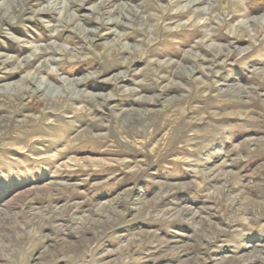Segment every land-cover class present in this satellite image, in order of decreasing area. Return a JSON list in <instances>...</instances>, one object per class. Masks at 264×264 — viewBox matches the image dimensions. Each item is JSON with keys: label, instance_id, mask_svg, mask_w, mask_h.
<instances>
[{"label": "rangeland", "instance_id": "rangeland-1", "mask_svg": "<svg viewBox=\"0 0 264 264\" xmlns=\"http://www.w3.org/2000/svg\"><path fill=\"white\" fill-rule=\"evenodd\" d=\"M73 1L64 33L57 0L3 10L0 61L25 73L54 50L48 85L71 90L0 93V264H264V33L242 32L219 66L210 52L212 76L192 83L176 72L206 27L140 21L171 0ZM122 7L138 17L121 30Z\"/></svg>", "mask_w": 264, "mask_h": 264}, {"label": "bare ground", "instance_id": "bare-ground-1", "mask_svg": "<svg viewBox=\"0 0 264 264\" xmlns=\"http://www.w3.org/2000/svg\"><path fill=\"white\" fill-rule=\"evenodd\" d=\"M228 1L229 4L237 10L231 9V7L228 5L229 8H225L227 9V13L220 14L219 12H216L217 7L214 5L213 0H208L207 2H205V0H171L167 5L161 6L158 9H153L156 10L153 11L154 13L147 14L144 18H141L140 21L146 22L147 20L149 23H151L150 29L152 31L160 30L163 33H166L167 31L171 32V30L169 29L175 27H177L178 30H181L182 28L184 29L185 26H190L192 30H197V32H200V30H198L199 26L204 25L206 27V32L201 33L202 35L200 36L199 34H197L198 38H196L194 44L183 52L182 57L185 60V63L190 64V68H187L186 72H176L179 74H185L186 78L190 82L198 83L199 79L194 77V74H199L201 78H205L207 80L213 74L215 61L210 58V52L215 53L214 56L217 60L216 65L219 66L225 62L224 57L226 56L227 52L233 51L232 44H236L240 41L241 43L243 42V39L239 38L242 32L247 34V41L251 43L253 42V40L258 39L260 33H264V14L260 17H251L244 20V16L246 15V13L242 12V9L240 7L244 0ZM8 2L9 0H5L0 4V22L3 21V10L13 12L14 8H16L15 3L12 4ZM73 2V0H57L56 2L58 6L57 8L59 10L56 15V22L63 28L62 32H66L67 27L70 26V24L73 23V21L77 18L76 14H67L66 12L67 7L73 4ZM174 4L176 5L174 6ZM50 7L53 8L52 5ZM81 10L82 8L78 7L76 9V12H79ZM251 13L252 11L250 12V15ZM117 14L119 15V20H111L112 22L110 23L116 25L119 28L122 27L121 30L123 28L128 29L129 27H131L132 23L135 21L134 18L138 17L137 10L128 9L127 7H122ZM227 23H230V25L227 26ZM97 33L95 35L100 36ZM109 35H113V33H109ZM223 37L225 39H223ZM129 38L130 35L128 32L114 34L112 44H114V41L117 42L118 40L124 39L128 40ZM112 48L109 47L108 50ZM3 50L8 49L3 48ZM55 52L56 51L54 50H50L45 53L46 59H42L43 57L40 58L41 60L38 59L40 60L39 65L25 73H23L21 69L26 66V61L23 62L22 60L20 62H23L22 65H18L17 62L14 61V59L0 61V70H2L6 65L14 66L13 70L4 72L2 71V73L0 74V79L2 81L12 77H18V83L10 86L0 87V93H12L14 91H18L20 92V94H24L27 93L28 89H31V91L37 92L44 91L43 95L46 100L48 99L49 95L59 96L61 99H64V97L67 96V93L71 90L70 84H68L67 82H62L57 88L50 87L48 85V82L55 76V72L51 69L44 68V64H46L47 62H53V59L50 57V55L54 54ZM35 56H37L36 53H34L33 58H35ZM221 59L222 61H219ZM194 64H197L198 66H194ZM40 74H43V77H40ZM74 84H76V82ZM28 85L32 86L28 88ZM202 85L207 88H210L211 86V84H207V82L202 83ZM31 91L29 90L28 92ZM68 110L69 108L66 107L62 109V112H68ZM50 113L52 112H49L48 115H50Z\"/></svg>", "mask_w": 264, "mask_h": 264}]
</instances>
